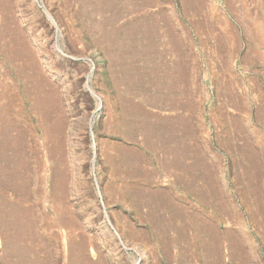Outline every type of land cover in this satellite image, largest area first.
Listing matches in <instances>:
<instances>
[{"label": "rangeland", "instance_id": "374dc122", "mask_svg": "<svg viewBox=\"0 0 264 264\" xmlns=\"http://www.w3.org/2000/svg\"><path fill=\"white\" fill-rule=\"evenodd\" d=\"M0 264H264V0H0Z\"/></svg>", "mask_w": 264, "mask_h": 264}]
</instances>
